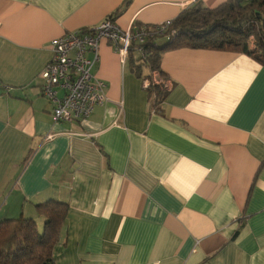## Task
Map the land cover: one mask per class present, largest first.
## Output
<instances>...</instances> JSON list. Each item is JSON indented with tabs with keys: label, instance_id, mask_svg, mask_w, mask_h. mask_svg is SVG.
<instances>
[{
	"label": "crops",
	"instance_id": "1",
	"mask_svg": "<svg viewBox=\"0 0 264 264\" xmlns=\"http://www.w3.org/2000/svg\"><path fill=\"white\" fill-rule=\"evenodd\" d=\"M226 1L0 0V219L42 225L38 204L67 202L50 264H264L259 61L167 50L160 68L171 85L156 106L148 71L138 75L102 39L93 74L107 100L90 117L55 121L42 93L53 39L112 15L122 28L154 25Z\"/></svg>",
	"mask_w": 264,
	"mask_h": 264
},
{
	"label": "trees",
	"instance_id": "2",
	"mask_svg": "<svg viewBox=\"0 0 264 264\" xmlns=\"http://www.w3.org/2000/svg\"><path fill=\"white\" fill-rule=\"evenodd\" d=\"M114 19V15L110 16ZM173 30L175 31L172 34ZM192 46L228 49L246 53L264 65V0H227L215 8L201 2L183 10L172 22V27L156 43H147V61L131 53L129 67L138 75L143 69L151 77L158 70L167 50ZM156 106L164 101L166 91L152 85ZM159 110L160 108L157 107ZM69 205L59 200L38 204L44 223L23 214L0 219V264H50L54 250L62 239V230Z\"/></svg>",
	"mask_w": 264,
	"mask_h": 264
},
{
	"label": "built area",
	"instance_id": "3",
	"mask_svg": "<svg viewBox=\"0 0 264 264\" xmlns=\"http://www.w3.org/2000/svg\"><path fill=\"white\" fill-rule=\"evenodd\" d=\"M174 19L158 24L133 22L128 28L120 27L112 17L99 25L66 33L51 41L52 58L40 73L42 93L52 103L55 121H78L91 116L94 109L107 100L105 81L95 78L93 69L100 61L99 43L111 42L114 49L128 63L131 53L147 61V43H156L172 27ZM175 31L173 30L172 34ZM89 54H92L89 57ZM155 85L163 90L170 81L158 70L144 79V86Z\"/></svg>",
	"mask_w": 264,
	"mask_h": 264
}]
</instances>
